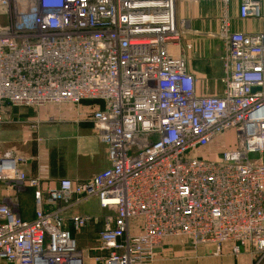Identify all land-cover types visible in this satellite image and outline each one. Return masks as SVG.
<instances>
[{"label":"built area","instance_id":"1","mask_svg":"<svg viewBox=\"0 0 264 264\" xmlns=\"http://www.w3.org/2000/svg\"><path fill=\"white\" fill-rule=\"evenodd\" d=\"M181 1L220 5L224 88L200 95L190 72ZM261 17L264 0H0V125L6 107L89 104L85 116L110 165L87 182L48 189L22 159L0 151V264H84L66 228L96 199L115 212L97 248L101 264H152L169 237L250 247L264 264V31L233 27ZM34 189L25 220L2 187ZM73 212V213H72Z\"/></svg>","mask_w":264,"mask_h":264},{"label":"crops","instance_id":"2","mask_svg":"<svg viewBox=\"0 0 264 264\" xmlns=\"http://www.w3.org/2000/svg\"><path fill=\"white\" fill-rule=\"evenodd\" d=\"M187 3L186 1L180 2L179 16L181 15L180 9L194 6ZM209 3L216 4L220 11L218 3L208 2L206 4ZM231 15L233 27L236 30L242 32L264 31V26L253 29L255 23L250 21L253 19L242 20L238 17L237 3L231 5ZM222 74H224L223 60ZM88 104L89 102L85 101L74 108H70L69 104L59 105L57 108L50 105L54 106L50 109L48 105L43 107H6L3 119L8 120L9 125L0 128V151H2V141H6L8 138L12 142L10 144H17L22 147V150L16 152L23 157L8 151L15 157L22 159L21 167L30 178L40 179L45 193L44 207L47 211L57 208V205H54L49 199L47 193L49 188L57 186L65 178L81 183L87 182L110 165L106 145L94 133L92 123L84 118L83 113ZM50 117L52 121L57 122L48 123ZM34 119L43 122L36 121L37 124L33 125ZM29 123L32 125H28ZM36 129L37 137L33 135ZM2 193L3 196L17 199L19 212L23 219L33 220L35 218L34 189L26 187L21 190H14L5 185L2 187ZM90 210L100 213L108 211L101 208L99 202L94 199L77 207L73 212L80 214V212L84 213ZM103 227L104 225L100 228L99 224L95 238L96 243L98 242V234ZM66 228L76 237L77 232L72 224H68ZM244 250L241 253H236L232 243H225L221 254L216 255L215 247L211 244L198 245L185 237H169L157 249L152 264H251L254 258L248 254V251ZM92 251L96 255L93 260L94 263L101 264L97 258L102 257L104 253L96 247ZM85 254L84 264L91 259V252L87 251Z\"/></svg>","mask_w":264,"mask_h":264},{"label":"rangeland","instance_id":"3","mask_svg":"<svg viewBox=\"0 0 264 264\" xmlns=\"http://www.w3.org/2000/svg\"><path fill=\"white\" fill-rule=\"evenodd\" d=\"M190 6L189 8L180 9L181 15L180 19L190 21L191 28H184L186 30L184 44L186 47V57L188 61V65L190 68V72L196 79V90L200 95H217L222 92L224 88L223 82V74H222V47L221 43L217 37V31L219 28V7L217 5L212 4H197V3H187ZM182 8V7H181ZM185 10V11H184ZM252 23H255L254 30L258 29L259 26H264V7L262 11L261 17L255 18ZM264 28V27H263ZM69 104L70 108L75 107L77 105H73L70 103H62V104H53L54 106L59 107V105ZM48 105V108L51 107ZM39 109V108H38ZM84 114V113H83ZM84 118L88 120V118L84 114ZM35 121V122H34ZM33 125H36V121L43 122L41 120L34 119ZM52 121L51 117L49 118V122ZM9 121L3 119L0 125V128L7 127L9 125ZM47 122V121H45ZM57 122V121H55ZM29 123L28 125H30ZM26 125V124H25ZM32 125V124H31ZM37 129L33 134L37 137ZM42 138V136H40ZM9 138L6 141H2V151L4 152H13L17 156L19 153L16 151L22 150L17 144H10ZM36 148L35 146H32ZM1 151V152H2ZM23 157V156H21ZM20 158V157H19ZM100 210V209H99ZM88 212V213H87ZM82 216H88V223L75 231L77 232V243L80 250L83 254L87 251L91 252V259L87 261L86 264H95L94 257L95 252L92 251L93 248H97L98 242L96 243V232L104 225L105 219L108 216H113L115 212H106L102 211V213L95 210H90L86 212H80ZM75 237V238H76ZM246 248H243L244 250ZM250 247H247V250H250ZM246 250V251H247ZM245 251V250H244ZM255 259V258H254ZM254 259L251 261V264H254ZM98 264V263H96ZM263 264V263H262Z\"/></svg>","mask_w":264,"mask_h":264}]
</instances>
